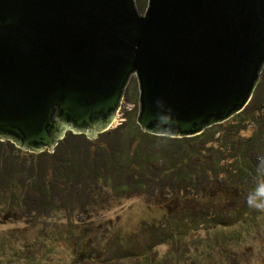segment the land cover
<instances>
[{"label": "water", "instance_id": "water-1", "mask_svg": "<svg viewBox=\"0 0 264 264\" xmlns=\"http://www.w3.org/2000/svg\"><path fill=\"white\" fill-rule=\"evenodd\" d=\"M263 63L264 0H0V140L95 137L132 74L141 129L192 136L247 104Z\"/></svg>", "mask_w": 264, "mask_h": 264}, {"label": "rangeland", "instance_id": "rangeland-1", "mask_svg": "<svg viewBox=\"0 0 264 264\" xmlns=\"http://www.w3.org/2000/svg\"><path fill=\"white\" fill-rule=\"evenodd\" d=\"M136 1L142 13L147 0ZM262 81L264 63L256 85ZM263 101L264 94L254 96L241 110L245 113L255 110V114L264 118V110L258 108ZM131 108L138 109L135 74L130 75L108 128L122 122L124 113ZM238 112L218 123L234 125L242 120L244 127L236 135L243 139L250 135L252 123L245 114L239 117ZM232 132L230 129L229 133ZM257 155L264 164V150L253 153V157ZM230 160L231 157H226L220 162ZM222 175V172L218 174ZM74 185L67 196L70 202L79 204L74 205L70 213L65 206H60L32 216L27 205L5 208L0 203V264H264L263 199L257 204L262 208L254 206L252 211L251 205L246 206L239 215L236 210L242 208L240 201L228 203L224 196L217 195L214 199L207 193L194 195L184 187L173 191V199H168L169 193H163L150 201L142 191L113 194L103 184L98 187L96 197L82 200L81 195L85 193L82 187L87 186ZM235 189L238 190V186ZM223 194L235 197L234 189ZM185 195L192 198L183 217L178 209ZM196 208L200 211L214 209L221 215L213 217L214 212L210 211L207 215L213 221L208 216L198 219ZM258 208L260 210H256ZM191 215L195 217L193 221ZM176 223L181 226L177 228ZM168 234L181 236L175 242Z\"/></svg>", "mask_w": 264, "mask_h": 264}, {"label": "trees", "instance_id": "trees-1", "mask_svg": "<svg viewBox=\"0 0 264 264\" xmlns=\"http://www.w3.org/2000/svg\"><path fill=\"white\" fill-rule=\"evenodd\" d=\"M258 83L249 101L264 94V89L261 90L264 81ZM137 110L126 111L122 122L94 138L68 130L51 151H24L8 139L0 140V203L5 208L27 205L32 216L60 206L70 213L79 204L70 202L67 196L71 186H87L82 187L85 193L81 196L82 200H88L87 197H96L98 187L105 184L113 194L142 191L150 201L163 193H169L168 199H173V191L182 187L194 195L207 193L214 199L221 195L228 203L241 202L240 212L236 210L239 215L246 206L262 208L257 204L264 200V164L253 153L264 150V118L255 114V110L246 113L241 110L237 114L239 117L245 114L252 123L250 135L243 139L236 135L244 127L242 120L234 125L213 124L192 136L153 134L137 124ZM226 157L232 160L221 163ZM220 172L222 176H218ZM232 189L235 197L223 194ZM57 196L59 200L55 199ZM191 198L183 197L185 201L178 209L183 217ZM195 211L198 219L207 217L210 211L214 212L213 217L221 215L214 209ZM189 217L191 221L195 218ZM179 226L181 223H176ZM168 235L175 242L181 236Z\"/></svg>", "mask_w": 264, "mask_h": 264}]
</instances>
